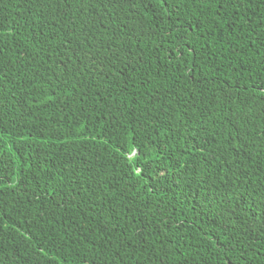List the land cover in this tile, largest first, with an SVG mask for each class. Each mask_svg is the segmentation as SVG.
<instances>
[{
	"label": "trees",
	"instance_id": "16d2710c",
	"mask_svg": "<svg viewBox=\"0 0 264 264\" xmlns=\"http://www.w3.org/2000/svg\"><path fill=\"white\" fill-rule=\"evenodd\" d=\"M0 264H264V0H0Z\"/></svg>",
	"mask_w": 264,
	"mask_h": 264
}]
</instances>
